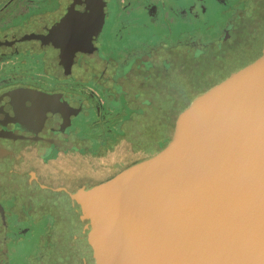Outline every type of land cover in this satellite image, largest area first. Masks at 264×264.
I'll return each instance as SVG.
<instances>
[{
  "label": "flooded vegetation",
  "instance_id": "obj_1",
  "mask_svg": "<svg viewBox=\"0 0 264 264\" xmlns=\"http://www.w3.org/2000/svg\"><path fill=\"white\" fill-rule=\"evenodd\" d=\"M262 48L264 0H0V262L72 233L80 264H97L70 195L140 161L117 153L138 145L121 112H147L131 74L182 52L221 64L217 79Z\"/></svg>",
  "mask_w": 264,
  "mask_h": 264
},
{
  "label": "water",
  "instance_id": "obj_2",
  "mask_svg": "<svg viewBox=\"0 0 264 264\" xmlns=\"http://www.w3.org/2000/svg\"><path fill=\"white\" fill-rule=\"evenodd\" d=\"M70 198L97 264H264V52L160 153Z\"/></svg>",
  "mask_w": 264,
  "mask_h": 264
},
{
  "label": "rangeland",
  "instance_id": "obj_3",
  "mask_svg": "<svg viewBox=\"0 0 264 264\" xmlns=\"http://www.w3.org/2000/svg\"><path fill=\"white\" fill-rule=\"evenodd\" d=\"M263 52L264 48L259 49L244 63L237 64L234 71L229 75L220 76L217 79L214 78L217 76V71L222 67L221 64L209 57L193 60L182 52H174L171 53L170 57H166L169 66H165L164 69L160 66L150 70L147 68L146 70L137 69L135 73L131 74L126 86L132 85L131 88L134 91L132 93L136 97L135 103L140 104L147 112H121L123 116L120 117V120L122 119L123 122L128 116L129 119L136 116L126 128L130 129V138L127 140L138 145L132 147L128 142H125L119 147L117 153L125 154L134 150L142 161L162 151L158 148L159 144L164 142L163 149L168 146L186 114L193 110L214 89L227 82L237 73L258 63L263 57ZM131 98L132 95H129L128 100L130 102ZM138 116L140 117L137 118ZM143 117L146 119V125L143 128L151 131L150 138L154 142L152 143L154 147L146 145L140 139L139 130L141 128H138L144 124L142 123ZM123 133L125 135V132ZM139 139L140 141H138ZM147 150L150 151L144 153ZM79 230L78 228L76 231L79 232ZM69 237L63 238L61 235L56 241L55 247L50 244L51 241H45L38 247L34 245L33 248L29 245L26 253L28 257L26 254L16 257L9 255L5 262H0V264H80L81 251L78 252ZM70 247H73L74 250L68 249Z\"/></svg>",
  "mask_w": 264,
  "mask_h": 264
},
{
  "label": "trees",
  "instance_id": "obj_4",
  "mask_svg": "<svg viewBox=\"0 0 264 264\" xmlns=\"http://www.w3.org/2000/svg\"><path fill=\"white\" fill-rule=\"evenodd\" d=\"M163 143H164V142H162V144H161L160 146H163ZM160 146H158V148H159L160 150H163V147H160ZM158 153H160V152H158ZM158 153H157V154H158ZM155 154H156V153H155ZM155 154H154V155H155ZM157 154H156V155H157ZM154 155H153V156H154Z\"/></svg>",
  "mask_w": 264,
  "mask_h": 264
}]
</instances>
